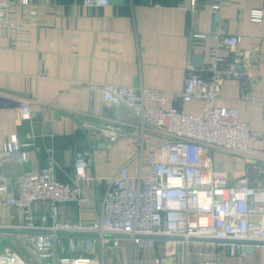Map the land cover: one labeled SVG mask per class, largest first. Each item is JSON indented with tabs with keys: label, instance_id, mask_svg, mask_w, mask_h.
Instances as JSON below:
<instances>
[{
	"label": "crops",
	"instance_id": "obj_1",
	"mask_svg": "<svg viewBox=\"0 0 264 264\" xmlns=\"http://www.w3.org/2000/svg\"><path fill=\"white\" fill-rule=\"evenodd\" d=\"M21 5L14 0L7 24L0 27V150L13 139L23 145L26 162H11L0 168L4 179L35 175L48 167L50 155L57 175L64 181L73 176L75 155L91 152L86 169L88 180L83 189L90 203L59 205L60 222L89 224L100 218L102 199L112 178L122 167L131 177L147 175V153H140L139 122L124 106L102 100L101 85L143 87L178 93L182 91L190 69L209 68V56L216 46L214 36L239 37L245 60L241 70L253 71L256 81L246 76L228 77L221 88L219 106L237 108L240 120L264 136V0H110L105 7H86L83 0H28ZM253 10L262 11V21L251 20ZM208 34L205 39L198 35ZM228 55L222 69L234 64ZM250 89L256 102L242 101L244 89ZM28 103L33 113L29 122L19 121V108ZM181 107L179 101L167 106ZM192 115H201L202 103L182 107ZM115 123L122 127L118 138L102 139L96 145L88 140L92 126ZM145 140L152 147L166 141L163 134L146 129ZM252 148L264 152V141ZM217 170L230 175V183L245 177L247 161L238 155L214 151ZM0 194V226H20L22 210L10 217L4 211ZM39 223H51L50 204L33 206ZM18 229L0 230V253L15 252L25 257L14 239ZM85 236L63 235L59 254H68L72 241ZM208 244L215 249L220 264H264V242L242 255L229 253L226 245ZM62 248V249H61ZM199 247H193L197 249ZM175 264L163 257L161 249H132L122 239L113 250L104 248L103 264Z\"/></svg>",
	"mask_w": 264,
	"mask_h": 264
},
{
	"label": "built area",
	"instance_id": "obj_2",
	"mask_svg": "<svg viewBox=\"0 0 264 264\" xmlns=\"http://www.w3.org/2000/svg\"><path fill=\"white\" fill-rule=\"evenodd\" d=\"M28 0H19L21 5ZM14 0H0V27H5ZM86 7H105L110 0H83ZM251 20L262 21V11L253 10ZM208 34L198 35L205 39ZM216 46L209 56V68L190 69L182 91L171 93L143 87L101 85L102 100L115 106L129 108L139 122L140 153H147L149 173L131 177L122 167L112 178L102 199L100 218L89 224L60 222L59 205L90 203L83 189L88 180L86 169L91 152L75 155L73 176L61 179L55 170L52 151L48 150V167L35 175L4 179L0 175V194L4 197V211L12 216L22 210L20 226H0L20 231L15 235L17 245L25 257L15 252L0 253V264H103L104 248L113 250L126 240L132 249L159 248L163 257L175 264H220L215 249H203L215 244L196 240H218L228 243L229 253L246 255L243 248L249 242H264V152L252 145L264 141L262 133L253 131L240 120L237 108L219 106L221 88L228 77L246 76L256 81L253 71L238 68L246 52L239 48V37L214 36ZM232 54L235 61L227 70L223 65ZM177 100L178 106H167ZM242 101L254 103L251 90H243ZM202 103L201 115L188 114L182 108L188 103ZM19 121L33 119L30 105L19 108ZM163 134L166 141L150 146L144 131ZM122 127L115 123L92 126L88 140L96 145L102 139L115 141ZM222 151L243 157L248 163L244 178L230 183V175L215 168L213 153ZM23 145L13 139L0 150V168L11 162H26ZM38 202L50 204L51 223L36 219L33 206ZM85 234L80 243L93 248L88 255L69 257L59 254L61 236ZM238 242H241L239 244ZM193 247H199L193 249ZM241 249V251H239ZM162 264V258L154 259ZM129 264H141L132 259Z\"/></svg>",
	"mask_w": 264,
	"mask_h": 264
},
{
	"label": "rangeland",
	"instance_id": "obj_3",
	"mask_svg": "<svg viewBox=\"0 0 264 264\" xmlns=\"http://www.w3.org/2000/svg\"><path fill=\"white\" fill-rule=\"evenodd\" d=\"M70 246L71 247H67V250H68V248L71 249L69 251V253H68V254H71V255L72 254H77L78 252L84 253V255H88L91 252L92 248H93L90 244H88V243H80L79 241H72Z\"/></svg>",
	"mask_w": 264,
	"mask_h": 264
},
{
	"label": "water",
	"instance_id": "obj_4",
	"mask_svg": "<svg viewBox=\"0 0 264 264\" xmlns=\"http://www.w3.org/2000/svg\"><path fill=\"white\" fill-rule=\"evenodd\" d=\"M69 235H85V234H81V233H70ZM198 242H208V243H228V242H224V241H218V240H206V239H199L196 240ZM239 244H241V242H238ZM257 242H249L247 243V245L243 248V251L246 253H250L253 251V246L256 245ZM239 251H241V249H239Z\"/></svg>",
	"mask_w": 264,
	"mask_h": 264
}]
</instances>
